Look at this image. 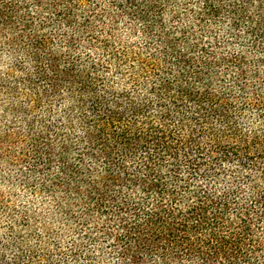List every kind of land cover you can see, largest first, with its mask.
I'll list each match as a JSON object with an SVG mask.
<instances>
[{
	"label": "trees",
	"instance_id": "1",
	"mask_svg": "<svg viewBox=\"0 0 264 264\" xmlns=\"http://www.w3.org/2000/svg\"><path fill=\"white\" fill-rule=\"evenodd\" d=\"M150 1L113 0L127 5L118 7L119 14L141 22L151 54L130 65L126 76L110 54L108 65L119 80L112 86L95 62L53 58L43 51L45 38L35 34V28L44 31L57 24L71 28L73 36L90 31L89 18L81 25L74 22L77 0H0V43L10 57L25 61L16 63L23 77L0 78V95L8 103L2 112L25 126L16 128L24 129L18 141L28 146L18 160L39 179L52 178L49 186L40 182L54 205L49 216L76 234L64 253L36 257L35 246V252H27L10 235L9 242L0 240V264H23L26 253V264H264L263 121L253 125L259 131L244 130V109L228 107L216 97L214 89L220 95L230 89L219 86L222 65L215 61L220 59L191 28L206 33L209 23L226 16L232 35L240 39L242 31L243 41L251 40L264 58V0L227 7L219 5L225 0H199L197 12L185 8L188 23L176 33L166 25V12H156L158 6ZM31 10L49 18L35 24ZM73 44L68 42L70 51ZM194 50L199 58L190 57ZM258 63L264 68V60ZM233 68L241 81L234 78L232 84L244 93V67ZM251 74L258 80L256 71ZM18 87L34 92L35 98L27 99ZM19 98L27 100L18 105ZM40 100L46 108L35 117L32 106ZM65 104L71 108L60 115ZM235 109L241 116L235 117ZM1 129L9 137L17 134L12 125ZM52 138L58 141V153ZM231 157L238 164H231ZM210 160L212 164H203ZM234 165L239 188L226 176ZM57 231L47 233L48 246L60 248L63 238ZM10 248L11 263L4 256Z\"/></svg>",
	"mask_w": 264,
	"mask_h": 264
},
{
	"label": "rangeland",
	"instance_id": "2",
	"mask_svg": "<svg viewBox=\"0 0 264 264\" xmlns=\"http://www.w3.org/2000/svg\"><path fill=\"white\" fill-rule=\"evenodd\" d=\"M77 1L79 5L75 6L77 9L74 12V22L77 25H81L84 19L87 22L90 19V31L84 32L78 36H73V30L71 28H67V26L62 24H57L55 28L50 26L44 31L35 28L37 30L35 34L39 37L45 38L44 40L47 42V49L46 51H43L51 53L53 58H65V60H77L79 62L87 57L93 61V63L95 62L99 69L98 72L105 76L102 77L104 80L108 79L112 86H117L119 80L116 79L115 72L110 68L107 62L110 54L114 55V58L116 59L115 63L119 64L125 72L123 76L128 74L127 70L130 65H135L136 61L146 59L151 54V51L145 49V44L143 43L141 22L131 20L129 15L127 17V15L119 14L120 10L118 7L127 6L124 3H114L113 0ZM198 1L199 0H151L150 2L158 6L156 12H162L164 10L163 16L166 12V16L164 17L166 25L176 33L180 32L183 29L182 26L188 23L186 21L188 20V17L185 8L197 12L198 8L196 7V4ZM240 1L241 0H225L226 3H220L219 5H225L226 7L229 4L239 5ZM88 11H92V14H87L89 17H86L87 15L85 13ZM31 13V16H34L35 18V24H37L39 20L44 21L46 18H49V15L46 13L39 15H36L33 11ZM119 15H123L124 17H117ZM54 19L57 21L56 18ZM191 28L196 36L203 40V47L208 49L211 53H214V56L218 58V60L220 59V61H215L216 65H222L219 69L221 72L219 86L221 88L229 87L230 89H226L224 95L218 94V91L214 89V93H217L216 97H220L228 107L235 105L244 109V130L259 131V129H254L256 126L253 125L258 121H263L262 124L264 125V119H262L264 118V68L257 67V64H259V61L264 60V58L255 50L256 48L250 46L251 40L245 39L243 41L244 34L242 31H240L239 35L242 39L240 37V39L235 38L232 35V27L226 16L214 20L211 24L209 23L206 33L200 32L197 28H193V26H191ZM238 29H240V26L236 28V30ZM71 40L74 43V51H70L69 49L68 42ZM118 40H123V42L119 43ZM189 42H191V40ZM105 46H108V48H105ZM104 48L106 50H104ZM186 50L187 49L184 48L182 54H185ZM199 56L197 50H194L190 55L193 59L199 58ZM18 58L19 56H16L15 58L10 57L6 50V46L0 43V78L12 76L11 78L20 79L19 77H23L20 74L21 72L16 63L20 62V64H24L25 61L22 60V57L21 59ZM222 59L232 63L230 66H225L226 62H221ZM43 61L45 62V56ZM212 61L213 60L210 59L208 60V62L214 64V61ZM240 65H242V68L244 67L242 70L248 77L246 83H242L243 86L245 85L244 93L239 92L238 87L236 86L238 83H236V85L232 84L234 78H237L236 70L233 67H239ZM80 70L84 71L83 68H80ZM253 71H256L259 74V78L256 74L258 80L251 79V72ZM137 76L140 77L138 74L136 77ZM139 79H141V77ZM7 81L11 84L15 80L8 79ZM240 81V77H238L237 82ZM98 83L99 82L95 83L96 88L101 89L99 87L101 84ZM11 87H13V85ZM19 88L20 87H18L19 93L28 95L27 99L35 98L33 97L34 95L36 96L34 92ZM62 92V98L64 99L66 97V90L63 89ZM37 96L41 97L42 95L41 93H38ZM27 99L19 98L17 104L19 105L26 102ZM5 100L6 97L1 94L0 126L2 127L4 124L9 126L12 125V128H14L17 134L14 133V135L9 137V132L4 129H1L0 131V240L6 243L9 242L10 235L13 238L17 237V239H20L21 242H23L21 249L26 251L29 249L31 252H35L33 249L34 246L36 247V250L38 251L35 253V257L43 252L61 254L63 250L66 251L64 249V247H67L66 243L72 244V241L76 238V234L74 232L72 233L70 228L62 223H55L56 221L54 222L49 216L54 210V205L52 199L44 193L40 182L43 180V184L45 182V186H49L52 178L44 177L39 179L37 176L28 172V164L18 160V158L21 159V153L23 150L24 153H27L28 146L24 143L21 144L20 141H18L21 139V135H18V132H21L24 129L17 130L16 128H25V126L21 124L20 127L18 122L14 120V117L5 116V113L2 112V110L4 111L8 108V103H5ZM234 102L236 104H234ZM46 104L47 102L44 100L34 103L32 106V115L35 117L42 115L43 110L46 108ZM69 108H71V105L65 104L57 112L61 115L63 110ZM241 114V111H235V117L241 116ZM4 121H6V123H4ZM251 126H253V129H251ZM37 127L39 128L38 124H36V128ZM38 128L36 130H38ZM261 128L260 131L264 132V126ZM62 131L66 134L69 133V129H67V131ZM26 138H29V136H26ZM51 140L52 144H55L58 153L60 151L58 141L54 140V138ZM72 144L73 147L76 146V144ZM29 157H27V159L32 164V159H29ZM66 158L70 160V156ZM234 159L235 158L231 157V164H238ZM211 162L212 160L205 161L203 164H212ZM52 165L54 167L57 166L56 163ZM226 172L227 180L233 183V185L236 184L235 187L239 188L240 183H237V180L240 179L238 167L234 165ZM23 224L24 226H27V228H23L21 226ZM77 228H79V226H77ZM11 230L12 233H10ZM56 231L63 238L61 239L62 242L60 243V248H55V246L52 245L48 246V243L50 242H47V233L51 234ZM77 238H79V236ZM13 251L14 249L10 248L4 252L5 259L9 263L12 262L11 256H13ZM26 254L27 257L25 259L22 258L23 264L30 261V253ZM45 258H47L46 255ZM39 262L40 264H52L51 261L47 263L39 260Z\"/></svg>",
	"mask_w": 264,
	"mask_h": 264
}]
</instances>
